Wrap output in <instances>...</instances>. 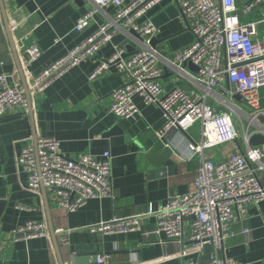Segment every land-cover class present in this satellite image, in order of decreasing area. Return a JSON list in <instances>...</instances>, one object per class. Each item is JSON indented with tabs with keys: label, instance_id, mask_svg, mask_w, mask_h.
<instances>
[{
	"label": "crops",
	"instance_id": "crops-1",
	"mask_svg": "<svg viewBox=\"0 0 264 264\" xmlns=\"http://www.w3.org/2000/svg\"><path fill=\"white\" fill-rule=\"evenodd\" d=\"M3 1L22 69L27 65L22 47L37 45L41 55L28 65L29 74L24 76L32 94L35 126L29 108L15 107L0 121V264H60L50 229L45 237L19 242L13 239V230L28 221L43 222L49 228L47 206L55 231L59 233L64 264H73L74 258H79L78 264H88L96 254L110 255V264H182L188 258L199 264H212L216 255L212 244L201 254L182 256L183 249L191 245V219L185 222L183 245L168 239L163 232L143 234L157 228L156 216H141L142 231L106 235L91 227L114 217L142 215L149 206L158 209L170 195L192 191L202 160L214 163L226 160L236 151L235 142L191 152L189 144H199L203 139L201 124L197 123L187 132L167 133L165 143L160 139L165 124L162 109L156 104H147L139 96L134 99L139 109L136 120L111 114V93L125 84L129 76L111 67L103 76L93 80L89 77L121 44L114 38L101 47L96 57L71 67L43 92H35L34 78L111 21L118 8H98L93 0ZM236 1L240 8L249 0ZM90 10H95L94 20L83 31H77L78 20ZM240 18L243 24L258 22L259 32L264 33L259 8ZM146 20L160 28L150 39H157L156 49L162 56L172 57L176 50L194 41V34L176 0H161L138 21ZM6 29L0 7V74L14 73L24 87ZM158 65L163 68L160 81L165 91L175 87L187 91L195 88L192 80L163 59ZM187 68L196 73L195 69ZM229 87L225 79L218 90L222 92ZM260 91L264 107V86ZM237 95L234 94L231 102L249 112V106L237 99ZM41 137L58 139L61 153L68 157L89 153L100 159L105 151H110L114 197L92 198L85 206L70 212L60 207L59 196L53 189L30 186L20 157L26 146L34 145ZM165 146L171 148L168 158L171 163L157 165L150 151L158 147L161 152ZM262 177L264 183V172ZM234 215L230 237L217 254L244 264H264V206L248 203L245 212L234 208ZM245 229L249 231L244 232ZM64 237L68 238L66 244L61 242Z\"/></svg>",
	"mask_w": 264,
	"mask_h": 264
},
{
	"label": "built area",
	"instance_id": "built-area-1",
	"mask_svg": "<svg viewBox=\"0 0 264 264\" xmlns=\"http://www.w3.org/2000/svg\"><path fill=\"white\" fill-rule=\"evenodd\" d=\"M93 1L98 8L113 6L118 12L68 55L36 76L33 90L43 92L71 67L96 57L101 47L118 32L123 33L128 42L117 45L115 53L101 61L89 77L93 80L103 76L111 67L129 76L125 84L112 91L110 113L136 120L139 109L134 99L139 96L163 111L165 124L160 139L173 130L187 132L200 123L203 139L199 144H189L191 152L227 142H235L236 151L220 163L202 160L192 191L170 195L158 209L149 206L142 215L114 217L91 228L106 235L142 231L141 216H156L157 228L143 234L163 232L168 239L183 245L185 222L191 219V245L183 249L182 256L201 254L212 244L216 250L212 264H244L232 257L219 256L217 252L230 237L234 208L245 212L248 203L264 206V144L250 142L254 134L264 133V123L260 121L264 117L260 91L264 86V33L259 32L258 22L243 24L240 20L241 15L259 8L264 22V0H249L240 8L236 0H176L194 34V41L176 50L172 57L162 56L152 46L150 36L158 34L160 28L150 20L138 21L161 0ZM94 14L95 10H90L83 15L76 30L88 27ZM127 45L132 47L128 55ZM22 52L27 59L24 66L27 75L28 65L40 57L41 50L33 45L22 47ZM160 59L192 80L195 88L187 91L175 87L165 91L160 81L163 74V68L158 65ZM187 63L198 67L196 73L188 70ZM225 79L230 87L220 92L218 88ZM234 94L240 95L249 106V112L231 102ZM28 101L14 73H1L0 121L15 107L27 109ZM20 161L28 173L29 185L39 188L43 184L53 189L59 196L60 207L66 211H76L92 198L114 197L110 151H105L100 159L89 153L68 157L61 153L58 139L41 137L37 147L30 145L22 150ZM13 235L15 242L30 241L48 236L49 228L46 223L28 221L15 228ZM61 242L66 244L68 238L64 237ZM89 264H110V255L96 254ZM182 264L199 263L188 258Z\"/></svg>",
	"mask_w": 264,
	"mask_h": 264
},
{
	"label": "water",
	"instance_id": "water-1",
	"mask_svg": "<svg viewBox=\"0 0 264 264\" xmlns=\"http://www.w3.org/2000/svg\"><path fill=\"white\" fill-rule=\"evenodd\" d=\"M0 7H1V10H2V16H3V20H4V24H5V28L6 29V33L8 35V38H9V41H10V44H11V49H12V52H13V55H14V58L15 60L17 61L18 63V60H19V56L17 54V50H16V47L15 46V43L13 41V38H12V28L10 27V22H9V19H8V16L6 14V8L4 6V1L3 0H0ZM130 32L134 33L135 32L133 30H130ZM114 41H117V42H121V44L125 45L128 40L126 39L125 35L123 33H120L118 35H116L114 37ZM157 39L156 38H153L151 43H152V46L156 48L157 44ZM127 50H128V54H130V52L132 51V47L130 45H127ZM188 65L189 67L195 69L196 71L198 70V67L196 65H194L193 63H187L185 64V66ZM18 70H19V73L20 75L22 76L23 78V83L24 84V89H25V93H26V97H27V100L28 101V108H29V116L30 118H32V123H33V126H35V123H34V110H33V104H32V94H31V90L28 88L27 86V82H26V79H25V73H24V70L22 69V66L20 65V63H18ZM237 99H241L240 95H237L236 96ZM260 121L262 123H264V117H261L260 118ZM163 142H167V140L164 138L162 140ZM250 142L252 145H261V144H264V133H256L254 134L251 139H250ZM34 146L37 147V140L35 141L34 143ZM171 153V148L169 146H165L163 148V150L160 152L158 147L157 148H153L151 151H150V157L152 159V161L155 163V164H169L171 163V161L168 160L169 158V155ZM41 187L43 189H46V187L41 184ZM47 212H48V222H49V229H50V233H51V236H52V239H53V243L55 244L54 247H55V250H56V253H57V256H58V259H59V262L60 264H64V261H63V258H62V253H61V246H60V243L58 241V236H59V233H57L55 231V226L53 225V222H52V217H51V214H50V209L49 207L47 206ZM79 263V258H74L73 259V264H78ZM89 264V263H88Z\"/></svg>",
	"mask_w": 264,
	"mask_h": 264
}]
</instances>
